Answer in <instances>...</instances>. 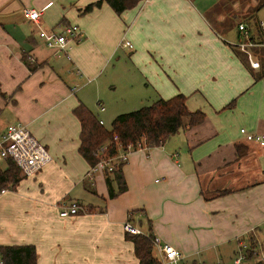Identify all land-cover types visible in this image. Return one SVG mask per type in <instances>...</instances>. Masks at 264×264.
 <instances>
[{"label": "crops", "instance_id": "1", "mask_svg": "<svg viewBox=\"0 0 264 264\" xmlns=\"http://www.w3.org/2000/svg\"><path fill=\"white\" fill-rule=\"evenodd\" d=\"M66 1L0 0V133L22 121L53 157L0 192V245L34 244L37 264H144L130 220L180 248L182 264H235L242 240L254 247L242 264H264V145L241 131L264 133V46L253 47V66L239 45L243 21L264 41V19L250 21L264 0H140L120 13L106 0L88 12L95 0ZM25 6L41 9L48 29L78 24L79 39L56 51ZM122 79L127 100L109 109L100 95ZM179 92L205 120L133 150L128 187L110 196L104 171L88 176L75 107L111 127L122 111ZM73 200L80 211L62 215L60 202ZM153 254L149 264H166L155 244Z\"/></svg>", "mask_w": 264, "mask_h": 264}, {"label": "trees", "instance_id": "2", "mask_svg": "<svg viewBox=\"0 0 264 264\" xmlns=\"http://www.w3.org/2000/svg\"><path fill=\"white\" fill-rule=\"evenodd\" d=\"M104 1L89 2L83 8V12L101 6ZM106 1L120 13L126 8L133 7L140 0ZM187 99L188 96L184 92H179L168 98L160 97L136 109L117 114L111 127L102 123L98 115L81 102L74 109L82 122L80 150L92 165L98 161L99 150L104 144L108 145V152L115 153L117 151L116 134L119 135L123 145L129 142L135 143L144 137L150 145H158L179 129L188 125H197L205 120L207 113L203 109H190ZM234 103L233 99L227 106H233ZM106 174L110 196H116L127 189L128 183L122 166L114 172H106ZM19 177L20 168L13 160H9L5 167L0 165V188L7 185L15 186ZM226 191L221 190V192ZM127 236L134 241L136 253L142 263L149 264L158 261L153 254L152 233L127 232ZM0 248L5 257V264H37L38 253L36 246L32 243L2 244Z\"/></svg>", "mask_w": 264, "mask_h": 264}, {"label": "built area", "instance_id": "3", "mask_svg": "<svg viewBox=\"0 0 264 264\" xmlns=\"http://www.w3.org/2000/svg\"><path fill=\"white\" fill-rule=\"evenodd\" d=\"M25 15L34 21L39 27L41 36L46 40L47 44L54 47L56 51L63 50L67 47L71 40H78L81 33L80 27L76 23L64 24L61 28L48 29L42 24V10L34 6L24 7ZM261 27H264V20L260 21ZM240 29L243 30V39L240 40L239 45L242 50L247 52L248 58L253 66H260L261 61L255 56L253 47L264 46V41L251 35L247 29L246 22L239 23ZM126 43H131L126 40ZM101 108L105 109V105L101 104ZM104 123L103 119H100ZM241 131L248 139L257 140L264 145V133L250 131L246 127H242ZM117 140V151L110 153L107 151V144H104L99 150V159L95 164L91 165L88 176L91 180L95 178L97 171H104L112 173L118 167H121L130 156V153L138 148H149L150 145L147 140L141 138L137 142H129L123 145L120 142L119 135H115ZM161 142L160 144H162ZM178 154V152H176ZM52 154L48 147L43 143L31 130V128L22 121L10 123L5 131L0 133V165L9 160H13L25 175H33L46 164L52 160ZM8 187L0 188V192L7 191ZM62 215H70L77 213L81 209L78 201L73 200L70 203L65 201L60 202ZM125 229L131 233L143 232L132 221L128 220L125 223ZM152 241L157 245L164 255V263L166 264H182L184 253L180 248L174 244L164 241L158 234H154ZM254 247L248 242L242 240L239 252L235 257V264H242L243 261L251 256ZM262 256L264 257V249H262ZM0 264H5V257L0 248Z\"/></svg>", "mask_w": 264, "mask_h": 264}, {"label": "rangeland", "instance_id": "4", "mask_svg": "<svg viewBox=\"0 0 264 264\" xmlns=\"http://www.w3.org/2000/svg\"><path fill=\"white\" fill-rule=\"evenodd\" d=\"M65 3H67V4H71L70 2L71 1H66V0H63ZM75 4V3H74ZM260 8V7H259ZM259 8H257L256 10H255V15L252 17V19H250V21H251V23H252V25H255L256 24V22L259 20V19H264V7H261L260 9ZM212 13L213 12H210V15H212ZM129 63H131V61L129 62ZM108 74V76H109V72L107 73ZM107 74H106V76H107ZM136 75H138V74H136ZM140 75V74H139ZM123 78V77H122ZM125 83V80L124 79H122V81L120 80V82L119 83H117V87L116 88H113L112 86H110L109 84V82H107L106 84H105V86H104V89H103V94L102 95H100V97H101V99H102V101L106 104V106H108L109 107V109L111 108V106H112V108H113V104L115 103V101H117V100H120V99H125L124 98V96H125V94L124 93H122V91H123V88H124V84ZM125 100H127V99H125ZM129 100V99H128ZM153 101V99H148V103H151ZM98 103V101H97V99H96V101H95V104H97ZM125 108H130V107H125ZM130 110H133V109H130ZM125 111H129V109H126ZM125 111H122V112H125ZM111 120L110 119H108V121H107V124H111V122H110ZM186 127V126H185ZM20 174H21V171H20ZM6 187H9V185H7Z\"/></svg>", "mask_w": 264, "mask_h": 264}]
</instances>
